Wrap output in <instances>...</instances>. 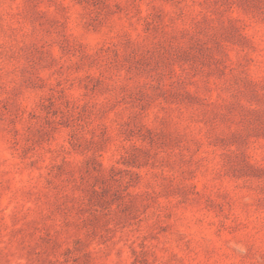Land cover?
<instances>
[{
  "label": "rangeland",
  "instance_id": "obj_1",
  "mask_svg": "<svg viewBox=\"0 0 264 264\" xmlns=\"http://www.w3.org/2000/svg\"><path fill=\"white\" fill-rule=\"evenodd\" d=\"M0 264H264V0H0Z\"/></svg>",
  "mask_w": 264,
  "mask_h": 264
}]
</instances>
